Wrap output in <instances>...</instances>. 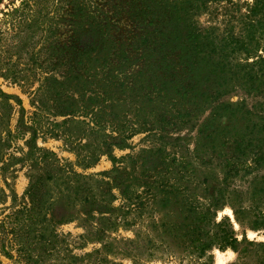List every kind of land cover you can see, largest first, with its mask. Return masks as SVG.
<instances>
[{
	"label": "trees",
	"instance_id": "trees-1",
	"mask_svg": "<svg viewBox=\"0 0 264 264\" xmlns=\"http://www.w3.org/2000/svg\"><path fill=\"white\" fill-rule=\"evenodd\" d=\"M30 1L22 0L18 8L3 13L9 19L10 29L18 28L26 21L24 13L30 11ZM127 1V5H135L136 8L133 9L136 25L132 31L126 32L124 37L114 36L119 31L108 15H104L103 23L86 25L87 29H76L74 23L68 33H71L69 40L76 47H64L62 54L66 62L64 65L61 62L54 64L55 68L52 69L57 74L58 67L67 66L65 75H61L65 83L63 81L57 86L52 77L54 89L57 86L66 95L63 101V110L66 112L62 116H75L80 109L85 112L84 117H91L86 123V143L75 145L72 151L76 155L77 166L88 169L99 161V156H110L103 148H127V141L141 132L160 143L168 130L185 127L192 132L196 129L195 148L188 156L181 154L177 157L172 152L166 155L169 159H164L159 176L144 175L145 171L142 173V177L147 179L143 185L144 195L153 208L150 207V213L154 211V214H158L156 219L152 217L147 223L142 240L146 241L147 261L160 253L161 256L190 264H213V256L210 255L213 248L220 251L227 248L235 250L238 243L227 217L216 222L217 212L230 207L234 209L236 217L241 216L244 213L242 186L248 183L247 177L253 171L264 167V115L250 112L243 104L220 103V99L236 88L248 92L254 90L264 77V56L258 55L259 49L264 52V44L254 39L258 25L255 19L259 16L264 19V0H253L247 14L243 16V40L228 35L217 43L213 33L209 29L200 30L197 23V17L207 11L210 0ZM37 14L27 20L41 28L42 25L36 19ZM260 27V37L264 38V22ZM41 32L46 34L45 39L53 35L56 37L57 34V30L51 28L42 29ZM3 33L4 30L0 28V41ZM216 54L219 57H215ZM238 54L244 56V61L253 56L256 59L238 67V73L228 75L226 63ZM112 58L117 62L114 63ZM140 60L143 62L137 66ZM37 68H42V65L38 64ZM14 76L3 75L5 79L18 81V77ZM69 91L78 95L79 92L88 91L92 96L84 99L81 94L80 99L75 100L69 96ZM101 91L108 99L105 101L111 103L113 108L108 114L105 112L107 107L100 106L98 93ZM79 102L84 105L78 109ZM125 105L130 107V112L136 118L133 123L121 120L119 112L113 113ZM112 116L117 122L114 129L120 137L116 144H108L105 139L101 141V138L106 137L103 118ZM66 123H56L53 127L60 129ZM107 123L112 124L114 121ZM5 134L10 132L6 131ZM66 134V142L77 137L69 132ZM51 135L54 138L64 136V131H52ZM98 137L100 141H97ZM0 143L5 150V142L0 140ZM160 147H163V143H160ZM40 159L50 160L44 154ZM115 160L111 158L112 162ZM54 161L58 162L57 159ZM50 163L54 165L53 161ZM57 172L61 175H47V180L65 183L69 193L67 199L71 196L80 198L86 194L87 198L83 197L82 201L90 203L88 198L93 201L98 196L90 183L85 182L92 176H83L61 167H58ZM74 180H83L85 183L74 185ZM254 181L258 184L253 185L250 191L251 209L255 214L253 226L264 231V179ZM236 182L241 185L236 187ZM85 185L87 189H84ZM33 188L31 184L28 189L31 208L18 211V217L15 218L16 222L26 226V235H29L26 239L31 237L33 231L38 232L33 249L25 246L18 250V256L24 264H121L115 259L110 260V255L131 257L133 264H141L145 260L142 252L137 251L134 240L107 242L100 249L82 256L69 251L61 256L49 248L58 241L57 236L47 234L46 228L41 227L49 223L45 216V201L36 204V199L32 198ZM132 194L131 186L125 185L123 195L127 202L126 210L121 214L123 224L126 223V216L134 212L130 206L140 205L144 199L135 195L134 203H131ZM147 208L141 206L143 210ZM142 217V213L136 215L139 220Z\"/></svg>",
	"mask_w": 264,
	"mask_h": 264
},
{
	"label": "rangeland",
	"instance_id": "rangeland-1",
	"mask_svg": "<svg viewBox=\"0 0 264 264\" xmlns=\"http://www.w3.org/2000/svg\"><path fill=\"white\" fill-rule=\"evenodd\" d=\"M21 3L22 0H0V24L3 23L0 28L4 30L0 41V140L7 145L4 150L0 143V264H24L18 256V250L25 246L30 249L34 247L38 232L31 231V237L26 239V226L15 220L18 211L31 208L28 192L31 184L34 186L32 198L36 199V204L45 201V216L49 223L41 227L46 228L47 234L53 233L57 236L58 241L49 248H53L61 256L68 251L82 256L100 249L107 242L134 240L138 247L137 251L142 252L145 258L141 264H190L169 256H161L160 253L147 261L146 241L142 239L147 231V223L152 217L156 219L158 214H154V211L150 213L152 205L146 200L148 198L144 195L143 186L144 180L147 179L142 177V173L145 171L144 175L159 176L158 172L163 167L164 159L166 157L169 159L166 155L172 152L176 153L177 157L181 154L188 156L195 148L196 129L192 132L185 127L174 131L168 130L164 140L160 142L163 143V147H160L158 141L151 140L147 133L141 132L127 141V148L119 149L116 146H112L111 149L103 148L110 156L101 155L95 165L82 169L77 166L76 155L72 149L75 145L86 143L87 139H84L88 129L86 123L91 117H84L85 112L79 109L84 105L83 102L77 103L78 114L62 116L66 112L63 110L66 95H63L57 86L63 81L65 83L62 76L65 75L67 66H57V74L52 72L54 64L58 65L61 62L60 64L64 65L66 62L62 54L65 51L64 47H76L75 43L69 40L71 33H68L74 23L76 29H87L86 25L103 23L104 15H108L107 17L116 23L115 28L119 31L114 36L124 37V34L132 31L136 25L133 10L136 9L135 5H127V0H32L28 3L30 11L24 13L26 21L21 23L20 27L10 29L9 19L3 13H9ZM252 3L253 0H210L207 11L197 17L198 27L203 31L209 29L213 33L215 43L228 35L243 40L245 21L242 18ZM37 11L40 13L37 14ZM34 14H37L36 19L42 25L41 28L28 22L27 18ZM255 21L258 22L255 42L264 44V38L260 37L262 31L260 24L264 19L259 16ZM26 23L28 25H24ZM30 25L33 27L30 28ZM46 28L57 30L56 37L53 35L45 39L46 34L41 30ZM53 46L55 48L52 49ZM259 50L258 55L264 56L262 49ZM254 59L256 58L253 56L244 61V56L238 54L226 63L225 71L228 75L238 73L240 71L238 67L243 66L245 62L251 63ZM112 60L114 63L117 62L114 58ZM34 61L42 65V68L38 69V64L33 63ZM142 62L143 60H140L136 65L139 66ZM4 74L15 75L18 81L5 79ZM52 77L57 82L55 89ZM45 78L50 80H44ZM93 87L94 85L91 86ZM88 91L79 92L80 95L69 91L68 94L75 100H79L81 94L82 98L87 99L92 96ZM98 95L100 106L107 107L106 114L113 111L111 103L105 101L108 99L102 91ZM221 102L243 104L250 112L264 115V77L254 90L248 92L246 89L236 88L220 99ZM119 109H115L113 113L119 112L121 120L131 123L136 120L129 106L125 105ZM103 119V125L106 124V137L101 135L103 137L101 141L105 139L108 144L118 143L120 137L114 129L117 125L115 118L112 116ZM110 120L114 123H107ZM64 121L67 123L62 128L53 127L54 124ZM110 125L114 127L111 128ZM6 131L10 134L6 135ZM52 131H64V136L54 138L51 135ZM68 132L77 137L66 142ZM99 139L100 137L97 141ZM36 148L49 153L38 151ZM43 154L50 160H41ZM109 157H114L115 162ZM51 161L54 165L50 163ZM58 167L83 176H92L85 182L90 183L98 196L93 201L88 198L90 203L82 201L83 197L87 198L86 194L80 198L74 199L71 196L67 199L69 193L65 183L62 184L60 180L59 183L54 179L47 180V175L54 177L57 173L60 174L57 172ZM70 178L72 180L71 176ZM262 178L264 179V167L253 171L247 177L248 183L243 184L241 197L244 213L241 216L236 217L234 209L230 207H224L217 212L216 222L227 217L238 243L235 250L227 248L220 251L213 248L210 252L213 264H264V231L253 226L255 214L251 209L250 196L252 186L258 184L254 179ZM74 182H76L74 185L85 183L83 180ZM125 185L131 186L133 193L131 203H134L135 195L144 198L140 205L130 206L134 212L126 216L124 224H128L127 226L121 220L127 202L123 195ZM235 185L238 187L241 184L236 182ZM84 189H87V185ZM141 206L148 208L143 210ZM139 213L143 215L140 220L136 218ZM109 259H115L121 264H133L131 257L110 255Z\"/></svg>",
	"mask_w": 264,
	"mask_h": 264
}]
</instances>
